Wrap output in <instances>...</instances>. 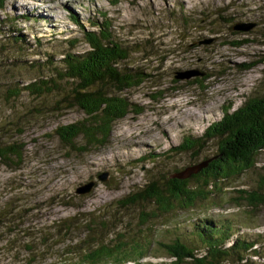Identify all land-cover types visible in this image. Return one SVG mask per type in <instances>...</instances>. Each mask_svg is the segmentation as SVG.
Masks as SVG:
<instances>
[{"label": "rangeland", "instance_id": "1", "mask_svg": "<svg viewBox=\"0 0 264 264\" xmlns=\"http://www.w3.org/2000/svg\"><path fill=\"white\" fill-rule=\"evenodd\" d=\"M103 16L115 40L130 50L122 65L147 77L119 93L140 112L115 122L105 146L79 153L54 134L60 126L86 119L66 104L68 84L60 82L57 91L40 97L9 92L48 79L52 65L71 45L76 53L88 50L73 21L90 29L89 23H101ZM238 23L254 27L234 31ZM12 37H19L18 43ZM246 65L254 66L243 70ZM188 70L210 76L196 82L195 77L174 79ZM261 96L264 0H7L0 8V151L22 147L23 159H0V264H89L82 258L91 240L110 248L123 242L124 253L131 254L138 242L143 254L138 264H174L163 245L177 240L202 255L194 231L207 221L230 225L224 248L235 239L252 242L245 259L264 264V201L254 207L245 201L236 205L239 190L264 198V150L249 170L221 182L219 192L192 208L160 215L152 204L117 206L151 182L162 185L214 156L216 140L207 142L198 156L172 148L185 137H199L224 108L233 111ZM72 145L80 146L81 140ZM103 172L109 175L101 183L97 176ZM88 181L96 182L94 190L76 195L75 189ZM142 215L156 218L141 226ZM103 217L106 230L99 224ZM65 222L70 228L63 227ZM88 234L92 239L87 242Z\"/></svg>", "mask_w": 264, "mask_h": 264}, {"label": "trees", "instance_id": "2", "mask_svg": "<svg viewBox=\"0 0 264 264\" xmlns=\"http://www.w3.org/2000/svg\"><path fill=\"white\" fill-rule=\"evenodd\" d=\"M6 1L0 0V8ZM102 18L104 20L101 23L90 22V29H86L78 21H73L81 29L88 50L76 53L72 51L74 45H71L69 51L61 54L58 65H52V74L48 79L39 78L38 81L24 85L19 90L9 92L13 96L27 92L40 97L52 90L57 91L60 82L68 84L70 88L66 104L68 107L78 108L86 119L60 126L55 129L54 134L61 143L73 150L75 148L79 153L105 146L115 122L131 112L135 114L140 112L139 108L119 96V93L138 87L147 77L138 69L132 70L122 65L129 59L130 50L115 40L112 25L105 16ZM12 38L14 44L18 43L19 37ZM240 44L237 43L236 47ZM46 61L44 63H48ZM253 66L246 65L243 70L251 69ZM209 76L203 77L206 79ZM197 79L201 78H195L194 81ZM230 109L224 108L221 118L209 124L199 137H185L172 148L178 154L189 153L198 156V152L207 142L218 141L217 153L205 158L211 160L206 168L187 179L168 178L162 185L151 182L136 193L120 199L117 206L124 209L138 204H152L160 215L169 214L176 208L186 210L194 207L196 202L211 199L216 191H220L221 182L249 170L254 164L253 158L264 150V96L247 99L233 111ZM76 140H81V145L73 147L72 144ZM22 151V147L8 146L0 151V159L9 162L15 159L22 162ZM141 160H146V157ZM191 181L194 182V187L190 186ZM238 196L239 201L236 205L245 201L254 207L264 201V198L261 199L244 190H239ZM148 218L156 216L142 215L139 224L145 226L150 221ZM83 220L85 218L79 219V222ZM107 222L105 217L99 218L102 229H107ZM65 223L63 227L70 228L67 222ZM230 229L229 224L217 227L208 221L202 229L196 228L194 235L203 247L202 255H197V249L189 248L177 240L164 244L163 248L166 256L173 259L174 264H252L244 257L245 253L253 251L252 242L245 243L235 239L231 246L224 248V243L231 236L226 233ZM86 237L87 242L92 239L90 234ZM94 241L91 240L90 248L85 251L83 263L97 264L103 259H112L116 264L124 261L138 264L139 258L143 256L142 245L138 242L131 247V254L124 253L127 247L123 242L110 248L107 243ZM135 254L136 258L133 256Z\"/></svg>", "mask_w": 264, "mask_h": 264}, {"label": "water", "instance_id": "3", "mask_svg": "<svg viewBox=\"0 0 264 264\" xmlns=\"http://www.w3.org/2000/svg\"><path fill=\"white\" fill-rule=\"evenodd\" d=\"M254 27V24H244V23H238L233 25L232 29L234 31H240V32H247L250 29H252ZM208 43V41H207ZM204 74L200 73L197 70H188V71H184V72H178L175 76L174 79L175 80H189L192 77H203ZM211 160H205L199 164H196L194 166H190L187 167L185 169H183L181 172H178L174 175H171L170 178H176V179H187L189 178L191 175L197 174L198 172H200L202 169L206 168L208 163ZM109 173L108 172H103L101 174H99L97 176V181L104 183L107 181ZM96 187V182L95 181H88L86 183H84L83 185H80L79 187H77L74 191V193L76 195H81V196H85L90 194L94 188Z\"/></svg>", "mask_w": 264, "mask_h": 264}]
</instances>
